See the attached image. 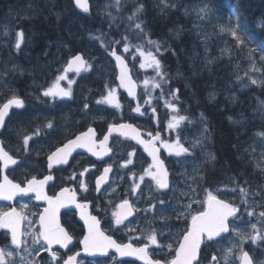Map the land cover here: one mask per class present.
Wrapping results in <instances>:
<instances>
[{
  "label": "flooded vegetation",
  "instance_id": "obj_1",
  "mask_svg": "<svg viewBox=\"0 0 264 264\" xmlns=\"http://www.w3.org/2000/svg\"><path fill=\"white\" fill-rule=\"evenodd\" d=\"M3 1L6 0H0V25L3 26L6 24L7 27H16L18 29L35 28L32 21L30 23L27 20L29 18L28 15L21 14L19 17L12 8L7 9L4 4L2 5ZM69 18L70 20L68 21ZM73 19V10L69 7L55 23L60 21L58 28H67V32L70 33V29H73L74 25ZM26 35V43L24 40L20 50L13 47V75L12 73H6L0 70V105L5 103L13 95L19 97L24 103V107L22 108H12L5 120L4 126L0 127V141L3 142L5 149L18 160V165L12 166L5 171V175L8 176L9 180L13 183L21 184V186H26V178L31 179L32 176H36L37 179H43L50 171L47 161L50 152L55 151L56 147L62 146L68 139H75L80 133L87 132L89 127H92L95 132V136L93 137L96 141L95 150L97 152H103V146L100 144V141L108 134L109 124H131L138 129L143 139L150 138L146 135L149 132L153 135L159 134L160 141L156 145L159 149L160 159L163 161L169 173L170 189L157 191L155 184L146 177L145 182L141 184L143 191L138 190L137 194L133 195L131 192V185L133 184V178H130L131 174L136 173L137 176L135 179L136 182H139V174L151 164V161L147 158L148 156L145 150L135 140L127 139L120 135H111L107 142V147L111 148V151L106 155L98 158L84 148H77L69 156L68 164L53 166L51 173L54 178L44 186L43 193L48 196H53L59 194L62 188L75 190L77 192V202L86 205L83 209L85 215L96 216L100 220L101 230L106 235H110L118 243H131L133 247H142L148 244L146 238L139 239V237L145 236L153 227H164L163 222L159 218L161 213L156 212L155 209L148 212L144 211L151 204H156L157 208L162 207L159 204L161 197L169 202L168 211L164 213L172 217L168 223L177 225L178 230L180 232L183 231L185 222L183 220L177 221L172 209L179 207L181 204L188 203V198L182 194L190 191L188 185H192L197 189L199 193L197 198L200 200L206 198V191H211L218 198L240 205L243 213L239 214L240 219L235 221V223L239 226L241 232L255 234L251 227V224L255 223L257 228L261 230L260 234L264 235V222H261L260 217L258 215L249 217L244 212V205L235 199V185L244 188L247 187L249 190L250 183L234 181L231 179V176L227 178L221 177L219 182H211V179H216L218 173L216 159H210L213 155L215 157L216 152L212 148V144L208 146V144L202 143L198 135V131L200 130V127H198V119L202 118V121L207 120L206 123H208V119L200 117L196 118L193 122V119L188 120L187 117L176 128L169 129L168 124L173 118L170 113L163 112L160 107L156 108L159 105L153 100L152 94L150 104H145L144 101L149 99V97L145 95V91H148V89L146 90L144 85L140 88L138 104L141 112L144 114L133 111L136 108L134 104L126 101L125 95L120 93L117 96V102L120 103L121 107L115 111L117 116L108 114L109 117H107V114L98 111V109L104 110L103 107L106 105V102L97 103L98 100L106 97L104 80L100 75L88 76L86 72L67 73V78L60 81V86L65 89L68 88V80L71 79L73 81L71 84L72 95L70 98L58 97L53 100L52 98L44 97L41 94L42 90L50 86L58 75L64 74L62 71L59 74V68L63 69V66L66 67V62L73 54L65 53L64 60L54 64L43 60L44 68L42 67L41 70H37V68L25 62L22 58L27 53H31L30 49L31 51L33 49L35 50V45L31 43L33 40L29 39L28 32ZM34 37L37 40L35 34ZM0 42H9L12 44V40L6 38H0ZM82 54L84 53L82 52ZM0 56L3 55L0 54ZM3 67L4 63L1 62L0 69ZM134 74L138 79V73L135 72ZM85 103L89 105L87 110L84 108ZM153 108L156 109L155 113H153ZM201 112L199 110L195 114H202ZM49 121L53 123L52 128L46 127ZM37 127L41 129V132L30 141L32 150L26 153L23 149L22 137L26 133L34 132ZM189 130L192 131L191 134ZM208 134L211 135V133L207 132L206 135ZM177 139H179L184 147H191V155L183 154L179 157L174 154L169 155L168 149L161 146V142H167L169 145L175 147ZM189 139L191 140L190 142L188 141ZM197 141L198 143H196ZM194 144L195 146L193 147ZM133 149H135V155L132 157L133 164L128 165L127 168L122 167L121 165L129 159L128 152ZM251 160L250 154L247 157V162ZM204 164H211L215 169L209 171L207 166H203ZM108 165L112 166V171L108 174L109 179L107 183L101 186V191L97 192L95 191L96 178L103 173L104 168ZM84 168L89 169L83 177L91 189L87 193L79 190V179H67L73 172L79 173ZM0 182H2V174H0ZM148 185H151V190ZM217 185H222L218 188L220 191H217V189L215 191L213 190ZM124 199H128L133 208L132 214L124 222L132 231H129L124 226H121L119 229L113 226L114 218L112 212L126 211L116 208V205ZM23 205H27V207L24 208L22 207ZM44 207H47L46 202L37 200L35 193L15 196L12 200H7V202L0 201V211H9L15 208L22 215L27 216L28 219L21 223V231L29 229L28 220L36 221V223L31 225V231L38 230V213L42 212ZM199 207L200 205L193 204V208ZM249 208H252L250 204ZM57 215L61 225L73 237L68 248H60L59 245H53V249L58 250V253L66 254L65 259L67 255H74L79 252L80 255L77 256V261L80 264H144L142 260L137 259L135 256L121 257L113 249H109L108 254L103 256L100 254L88 255L83 251V246L80 244V240L87 234V228L81 219V209L69 204L68 207L61 208ZM146 216L147 219H145ZM154 216L155 219H153ZM6 231V229L0 228V248L8 245V250L14 251L11 246L10 234L6 236ZM22 238L31 245V237L24 236ZM176 239L175 230L169 233L167 229L164 230V235L159 237L161 242L168 241L173 245L176 244ZM231 240L237 245L241 244L239 236L232 234ZM223 245L232 247L228 239H225L221 244L213 243L210 249L204 248L202 245L203 250L200 253L201 264H208L214 253L219 255L220 253L217 250ZM242 247L250 254L253 264H264V240H258L257 243L253 244L249 239L243 243ZM234 252L235 255L231 257V264H240V261L236 259V255H239V249H234ZM148 253L152 258H163L160 255L161 250L156 246L150 245ZM163 253L165 256L174 255V253H169L167 248L163 250ZM40 255L46 261L51 260L47 252H41ZM16 259L18 260L19 258L16 257ZM221 264H224L223 260H221Z\"/></svg>",
  "mask_w": 264,
  "mask_h": 264
},
{
  "label": "snow or ice",
  "instance_id": "obj_2",
  "mask_svg": "<svg viewBox=\"0 0 264 264\" xmlns=\"http://www.w3.org/2000/svg\"><path fill=\"white\" fill-rule=\"evenodd\" d=\"M75 5L81 9L83 12L89 11V5L87 0H73ZM161 3L164 4V7H175L174 4L170 5L169 0H161ZM121 0H114V6L117 10H120ZM213 7H209L205 4L202 7L194 9L197 13L199 19H207L214 10ZM143 5H140L134 9L131 15L128 16L129 21H134L137 17V13L141 12ZM115 19V17H113ZM228 24H219L218 30L220 33L228 34L235 41L236 47L243 48L248 47L249 49V58L252 59V54L257 50L260 52V59L264 61V43L260 44L258 49L257 47H252L256 42V37L249 33L246 29L243 28V25L237 23L232 24V16L228 17ZM135 29H142V22H136L134 25ZM264 27V25H262ZM4 35H9V30L7 26L4 29ZM23 32L18 31L16 33V42L14 47L17 50L21 49V43L23 41ZM95 39H100V37H95ZM123 41V52H128L130 45L127 43L128 36L125 35L122 37ZM121 40L114 41L115 45H120ZM150 45H154L157 52L160 51V44L156 41L149 40ZM101 47L105 48V51L109 53L117 61V66L120 67L121 71L117 77L119 80V87H123L127 90L129 96L136 98V93L134 92L135 85L131 77L128 75L125 64V59L122 58V55L118 54L120 51L117 47H110L109 45L104 44L101 41ZM137 50L139 55L142 57L140 62V68H154L155 77L146 79L144 81L145 89L147 90L149 86L151 89L163 88V83L165 81V74L161 70V62L151 51H145L142 48V45H137ZM75 65V71L79 73L81 69L88 71L92 66L83 58L81 54H76L71 57L67 66L64 68L63 73L56 77L55 81L42 90V95L44 97H49L55 100L56 98L71 97V84L73 81L68 80V88L65 89L60 86V81L65 80L67 72L73 70ZM251 70L260 71L253 62L251 64ZM247 75V73H246ZM159 77V80L156 79ZM251 84H260L264 83V80H257L251 76L248 77ZM238 79H240L238 77ZM108 88V95L102 100H98L97 103L107 102L109 105L114 106L119 109L121 107L120 103L116 100V90L114 88ZM146 96L149 99H146L145 104H150L151 93L146 91ZM169 95L172 99H177L176 92L170 91ZM165 106L176 111V107L170 101L165 102ZM12 107L22 108L24 107L23 101L13 95L11 98L7 99L5 103L0 105V127H3L5 124V117L9 114V109ZM261 107L264 108V102L261 103ZM84 108L87 110L89 105L85 103ZM153 113L156 112V109L153 108ZM133 111L141 113V108L138 105ZM203 115V114H202ZM185 116L174 117L171 122L168 124L169 129L176 128L180 122L186 120ZM48 128L53 127V123L49 121L46 125ZM128 130V131H125ZM41 132L39 127L36 128L34 132L26 133L22 137L23 149L26 153L31 152L30 141L33 140L35 136H38ZM113 132L119 133L120 136L127 139L135 140L137 144H140L144 147V150L152 158V163L148 165L147 168H144L142 173L139 174L138 180L136 182L135 177L136 173H132L130 178H133V184L131 185V192L133 195L137 194V191L141 192V184L145 182V178H149L155 184L157 191L170 189V180L169 173L164 166L162 160H160L157 155L159 149L156 147V143L160 141V136L157 133L153 135L152 133H146L149 139H142L141 133L137 131L131 124H118L113 125L109 124L108 135L104 136V139L100 141V144L103 146V152H97L95 150L96 141L93 139L95 132L92 127H89L87 132H82L75 137V139H68L66 143L62 146L55 148V151H51L47 157L49 174L45 175L43 179H37L36 176H32L31 179L26 178V186H21L19 183H13L8 179L7 175L3 176V182H0V200H12L16 195H27L28 193H35L37 200H43L46 202L47 207L43 208L42 212L38 213L39 216V228L37 231H31V225L36 223V221L28 220L29 229L21 231L22 221L28 219L26 215H22L15 208H12L9 211H0V228L6 229L5 235L10 234L11 246L14 251L8 250V245L4 248H0V264H80L77 261V256L80 255L77 252L74 255H67L58 253V250L53 249V245H59L60 248H68V245L72 242V235L61 225L60 220L58 219V212L61 208L68 207L69 204L74 205L76 208L81 209V219L84 221V224L87 228V234L83 236V239L80 240V244L83 246V251L88 255H107L109 249H113L121 257L125 256H135L137 259L142 260L144 264H201L200 253L202 252V245L204 248H211L212 244H221L225 239H228L232 244V247H227L223 245L217 251L219 255L213 254L211 256L208 264H221L223 260L224 264H231V257L235 255L234 249H239V255H236V259L240 261V264H253V260L250 257V254L245 251L242 247L243 243L247 240H251L253 244L257 243L258 240H264V235H261V230L257 228L255 223L251 224L252 229L255 234H245L242 233L239 229V226L235 221L240 219V205H237L231 201H225L224 199L218 198L216 194L211 191H206V198L200 200L197 197L199 193L197 189L192 185H188L190 189L189 192L182 193L188 198L187 204H181L179 207L173 208L172 211L175 213V218L177 221L183 220L184 229L182 232L178 230L177 225H172L168 223L172 219L170 215H165L167 213L169 202L163 199H159V204L162 206L160 208L156 207V204H151L145 209V212L153 211L161 213L160 220L163 222L164 227L158 228L153 227L150 232L145 236L139 237V239H147L148 244H145L142 247H133L131 243H118L116 240L112 239L110 235H106L101 230L100 220L96 216L85 215L83 209L86 205L78 203L76 200L77 192L69 188H62L59 194L48 196L43 193L44 186L51 180H53V175L51 169L54 165L59 164H68V158L71 156L72 152L76 148H84L90 152L93 156L98 158L102 155H106L111 148L107 147V142L109 137ZM129 132L132 133L129 135ZM256 135L264 140V132H257ZM198 143V141L196 142ZM161 146L165 149H168L169 155H176L177 157L188 154L191 155L190 149L184 147L179 139L175 143V147L169 145L167 142H161ZM195 144L193 145V147ZM255 151V149H253ZM135 155V149L128 152L127 161H125L121 166L127 168L128 165L133 164L132 157ZM262 156H264V151H262ZM211 160H214L215 157L211 156ZM9 165H18V160L13 157L3 146V142L0 141V174H2ZM257 167H261L260 164H257ZM155 169V171H153ZM89 171L88 168H84L83 171L79 173L73 172V174L67 179L77 180L79 179V190L85 193L91 191L88 183L83 179L85 173ZM112 171V166L108 165L104 168L103 173L96 178L95 181V191L100 192L101 186L108 181L109 172ZM151 190V185H148ZM241 193V204L244 205L246 214L249 217L258 215L261 222H264V193L257 192V195L262 197V201L257 205L261 210L257 213L255 208H249L250 202L247 200L249 195L248 189L240 186L239 188ZM115 191V189H113ZM217 191H220L217 189ZM235 191V189H233ZM69 194V195H66ZM151 198V197H150ZM111 203V202H110ZM255 203V202H252ZM193 204L200 205L199 208H193ZM22 207L26 208L27 205ZM117 209L126 210L125 212L113 211L112 216L113 226L116 229H119L121 226L128 228L124 222L127 220L128 216L132 214L133 208L128 199L122 200L119 204L116 205ZM230 218H232L230 220ZM147 219V216L145 217ZM155 219V216L153 217ZM167 229L169 233H172L174 230L176 232V244L173 245L168 241L161 242L159 237L164 235V230ZM129 231H132L131 228H128ZM229 234V235H225ZM234 234L239 236L241 239V244L237 245L234 241L231 240V235ZM29 236L31 237V245L27 243L22 237ZM156 246L161 250V258H152L148 253L149 246ZM167 248L169 253H174L172 256H165L163 250ZM41 252H47L48 256L51 258L50 261H46L41 257ZM16 257L19 259L17 260Z\"/></svg>",
  "mask_w": 264,
  "mask_h": 264
},
{
  "label": "trees",
  "instance_id": "obj_3",
  "mask_svg": "<svg viewBox=\"0 0 264 264\" xmlns=\"http://www.w3.org/2000/svg\"><path fill=\"white\" fill-rule=\"evenodd\" d=\"M191 1L169 0V4H174L175 7L165 8L161 4V0H124L121 10L124 15L126 12L131 14L136 7L143 5L142 11L137 13L136 17V22H142L143 32L139 29H135V32L142 37L160 42L163 46H169L168 51L161 57V64L163 63L161 67H163L168 78V83H163V85L169 86V90L167 92L163 90V94H169L170 91L176 92L178 97L175 99L176 102L188 104L190 108H188L187 113L189 114H195L199 110L205 112L208 123L203 125L206 126L207 131L212 136V148L215 149L214 151L218 157L216 167L219 174H223L222 171L225 172L219 177V180L221 177L231 176L234 181H245L253 186L257 185L258 182H261V179L252 165L247 162V157L252 151L245 146L247 137H244V135H249L250 139L253 140L257 132H264V120L256 116L257 112L260 111V100L264 101V83H260L259 86H250L249 91H245L247 88L238 89V84L234 83L236 78L242 74V68L246 65V62H255L256 66L261 69L262 80H264V61L260 59L259 50L253 53L252 59H250L247 46L243 48L236 47V43L231 36L222 33V35L217 34L218 36L210 34L208 38L204 39L206 42L204 43L205 47H203L204 54L200 55L204 58L202 60L204 64L211 65L210 69L204 70L196 66L193 67V62L188 63V58L195 55L194 49L191 53L190 49L194 43H198L197 37H199L196 30L193 32L196 39H191L188 35H193L188 33L190 29L189 21L192 20V17L184 11L183 7L190 6ZM31 2L33 1L31 0ZM44 2L45 7L37 6V9L33 8L30 13H22L23 11L18 10L22 9L20 7L17 9L12 8L17 15H28L30 23L32 21L33 26H35L34 29L30 30L38 37V42L41 43L42 47L41 50L52 46L54 43L68 42L70 37L67 29L58 28V23H55L58 21L57 18H60L68 10L66 6H69L70 3L65 1L61 7L59 6V0H44ZM208 2L211 7L216 6L213 13L216 20H211L215 29L218 26H216V22L226 25L229 23L228 17L232 16V24L239 23L243 25L244 29L257 38L256 42L251 45L252 47L258 49L259 45L264 43V27H262L264 25V0H208ZM73 16H76L75 12H73ZM83 19L86 20L81 16L73 19V22H76L75 27L73 26L74 29L86 25L81 22ZM96 20L93 19V22ZM98 25L105 27L106 24L105 22H99ZM86 26L90 27L89 25ZM87 29L91 30L92 27ZM30 30L28 29L27 32ZM117 38L119 37L117 36ZM83 39L80 41L82 44L85 42ZM137 40L136 37H128L127 43L135 51L132 52L133 55L138 52L135 49V45L137 46V43H139ZM218 41L225 44L224 49L214 45ZM77 43L73 44L75 50L78 49L76 47ZM224 50L227 52L225 53ZM205 52L207 53L205 54ZM233 61L236 64L233 63L229 66L227 62ZM216 63L219 65L225 64V67L217 69L215 67ZM225 93L228 94L225 95ZM207 96L221 100L225 98L228 104L232 102L234 105L232 114L231 111H224L206 104L205 98ZM215 101L217 103L215 102L214 105H218L219 100ZM229 115H231L230 121H227Z\"/></svg>",
  "mask_w": 264,
  "mask_h": 264
},
{
  "label": "rangeland",
  "instance_id": "obj_4",
  "mask_svg": "<svg viewBox=\"0 0 264 264\" xmlns=\"http://www.w3.org/2000/svg\"><path fill=\"white\" fill-rule=\"evenodd\" d=\"M15 2H17L18 0H14ZM33 2H31V0H27V2L28 3H26L27 5H31V6H33V7H23L22 9H18V10H21V11H23L24 13L25 12H27V13H30V10H32L33 8H35V9H37V6L38 7H41L42 6V4H43V2H44V0H32ZM3 3V2H2ZM162 4V3H161ZM190 6H184L183 7V9H184V11H186V12H188L190 15H191V17H192V20H190L189 21V24H190V29H189V32L188 33H192L193 34V32H194V28L195 27H197L196 29H197V34L199 35V37H198V39H197V41H198V43H194V45H192V47H191V49H190V53L192 52V49H194V51H195V55L194 56H192V57H189L188 58V63L190 62H193V64H194V66L193 67H199V68H203L204 70L205 69H207V68H209L210 69V67H211V65L210 66H208V65H205L204 64V62L202 63V60L204 59L203 58V56L202 55H200V54H204V49H203V47H205L204 46V43H206L205 42V40L204 39H206V37L208 38L209 36H210V34L211 35H217V34H219V35H222V33H220L219 32V30H218V28H214L213 27V24L211 23V20L212 19H215V17L213 16V13H214V10H213V13H211L210 15H209V17L207 18V19H199L198 18V16H197V13H196V11L194 10V9H196V8H199V7H202V6H204L205 4H207L209 7L211 6V4L208 2V0H192L191 2H190ZM163 6H164V4H162ZM19 6H22V5H19ZM24 8H25V10H24ZM94 9H95V12L96 13H99L101 16H102V18L103 19H107L110 23H112V24H115L118 28H125V29H127L128 27H129V25H127L126 24V22H125V20L122 18V16L115 10V9H113V8H111V7H108V6H104V5H96V6H94ZM29 10V11H28ZM113 17H115V19H113ZM208 21V22H210V24H207V23H203L204 21ZM216 20V19H215ZM44 24V23H43ZM206 25V26H205ZM208 25V26H207ZM216 25H219L217 22H216ZM5 26H6V24H4L3 26L2 25H0V27H1V29L4 31V29H5ZM45 26V25H44ZM74 26V25H73ZM189 27V26H188ZM218 27V26H217ZM8 28V27H7ZM87 28H91V27H87L86 25H84V26H82V27H76L75 28V33H72V35L71 34H69L70 35V37H69V41H72V43L74 42L75 44L77 43V42H80L82 39H83V35H84V45L83 46H81L82 45V43L80 42V43H77V45H76V47L78 48V47H80L81 48V52H83L86 56H87V58L91 61V62H93L95 65H97L99 62H100V55H99V53H98V51L95 49V48H99L100 50H103V51H105V48H103V47H101V41H103L104 42V44H106V45H109L110 47H113V46H115V47H117V48H120L121 47V45H122V43L120 44V45H115L113 42L114 41H117L118 39H114L113 40V38L110 36V33L108 32V31H102V30H97V33H94L93 35H94V38L95 37H100V39H95L93 42L94 43H96V41L98 42V43H100V46H95L93 43H91L87 38H86V34H87V32L88 31H90V29H87ZM94 29H96V28H94ZM188 29V28H187ZM200 29V30H199ZM8 30H9V32L11 31V29H9L8 28ZM200 31V32H199ZM199 32V33H198ZM77 33H80V35L79 34H77ZM190 37H191V39H196V37H195V35H194V37H193V35H191V34H188ZM218 36V35H217ZM133 37V36H132ZM202 37V38H201ZM134 38V37H133ZM148 39V38H147ZM217 39V38H216ZM218 40V39H217ZM152 41H154V40H152ZM37 43V50H41L42 49V47H41V43H39V42H36ZM73 43V44H74ZM159 44H160V50L163 48V45L160 43V42H158ZM66 43H64V45H63V43L62 44H59V43H57V49L55 48V50H53L54 51V53H53V55L50 57V58H48V62L49 63H52V64H54V63H58V62H61V61H63L64 60V55H65V53H68V54H71L72 53V50H70L68 47H67V44L65 45ZM40 45V46H39ZM50 45V44H49ZM48 45V46H49ZM63 45V46H62ZM145 46H147L149 49H151V46H152V49L154 50V51H156V49H155V46L154 45H150L149 43H148V41H146L145 42V44H144ZM214 45H216V46H219V47H221V48H223L224 49V46H225V44L223 43V42H221V41H218V42H215V44ZM213 45V46H214ZM27 46V45H26ZM73 46H75V45H73ZM9 48V47H8ZM47 47H45L44 49H46ZM63 49V50H62ZM73 49H74V47H73ZM135 49L137 50V47H136V45H135ZM62 50V51H61ZM143 50H145V49H143ZM64 51V52H63ZM146 51V50H145ZM105 52H107V51H105ZM224 52L226 53L227 51H225L224 50ZM108 53V52H107ZM207 52H205V54H206ZM2 57V61L1 62H3L5 65H4V67L3 68H1L0 70H2V69H5V72L7 71V72H9V73H11V71L12 72H14V69H13V67L14 66H10V65H6V61H5V59H4V61H3V56H1ZM206 57V56H205ZM5 58H7V57H5ZM7 60L8 61H10V58H7ZM36 60H37V62H39V65H38V67L39 66H41L42 67V65L44 66V63H43V58L40 56V57H36ZM216 62V61H215ZM43 63V64H42ZM228 64H229V66H231L233 63L232 62H227ZM246 63H248V64H252V62H246ZM202 64V65H201ZM222 65V64H221ZM221 65H219V64H217L216 63V68L217 69H220V67H221ZM103 66H104V68L107 70V71H109V69L108 68H106V66L103 64ZM38 67H35V68H37L38 69ZM206 67V68H205ZM225 67V66H224ZM31 69V68H30ZM41 69V68H40ZM39 69V70H40ZM202 69V70H203ZM106 71V72H107ZM103 72H104V70H103ZM246 73H247V75H246ZM249 76H251V77H253V78H255V79H257V80H262V75H261V72L260 71H253V70H251V65L250 66H247L246 67V69L245 70H242V75L239 77L240 79H238V78H236V82H238L239 84H241L240 85V87H242V85L244 86L243 88H249L250 86H257V85H259V84H251V82H250V80H249ZM235 84V83H234ZM212 96H210V98H211ZM260 102L262 103V102H264L263 100H260ZM261 103H260V113L259 112H257V111H255V112H257V114H256V116L257 117H259V118H262L263 120H264V108H262L261 107ZM262 111V112H261ZM189 133L191 134L192 133V131L190 130L189 131ZM256 138H257V135L253 138V141H252V139H250V137H247L246 138V144H245V146H247L248 147V149H250L251 151H252V155H260V156H262V151H264V140H261L259 137H258V141H256ZM189 142L191 141L190 139L188 140ZM251 143V144H250ZM253 149H255V151H253ZM249 163L252 165V167H253V169H254V171H256V173H257V175L261 178V180H262V182L261 183H259V184H257V185H254L255 187H258V190L259 191H263L264 192V158H262V159H259V160H251V161H249ZM257 164H260L261 165V167H257ZM194 166H196L195 164H193ZM207 164H204L203 166H206ZM197 168V167H196ZM257 169H261V171L260 172H258V170ZM225 170V169H224ZM254 189H257V188H254ZM259 208V207H258ZM260 209V208H259Z\"/></svg>",
  "mask_w": 264,
  "mask_h": 264
},
{
  "label": "bare ground",
  "instance_id": "obj_5",
  "mask_svg": "<svg viewBox=\"0 0 264 264\" xmlns=\"http://www.w3.org/2000/svg\"><path fill=\"white\" fill-rule=\"evenodd\" d=\"M47 2V1H46ZM24 3H27V0H18L17 2H15L14 0H6V1H3V3H2V5L4 4L6 7H7V9L8 8H14V9H17V8H23V7H33V6H31V5H27V4H24ZM44 3L45 2H43V4H42V6H41V8L42 7H45V5H44ZM19 5H22V6H19ZM50 6V5H49ZM55 6V5H54ZM216 7V6H215ZM3 8V7H2ZM47 8H48V6H47ZM46 9V8H45ZM49 9H51L50 7H49ZM54 9H56V8H54ZM58 9V8H57ZM13 10V9H12ZM72 10V9H71ZM4 11V10H3ZM64 11V10H63ZM42 12V11H41ZM40 12V13H41ZM60 13V12H59ZM62 13V12H61ZM2 14V13H1ZM20 14V13H19ZM42 14V13H41ZM45 14V13H44ZM58 15V14H57ZM66 16V15H65ZM56 17V16H55ZM57 19H59V18H57ZM64 19V18H63ZM70 20V18L68 19V21ZM29 21V20H28ZM20 22H22V21H20ZM47 22V21H46ZM54 22V21H53ZM60 22V21H59ZM58 22V23H59ZM203 23H207V24H210V22H208V21H204ZM41 24H43V23H41ZM50 24V23H49ZM28 26V25H27ZM206 26V25H205ZM208 26V25H207ZM217 26V25H216ZM43 27H45L44 25H43ZM48 27V26H47ZM50 27V26H49ZM70 27V26H69ZM197 27H195L193 30L195 31H197V29H196ZM216 28H218V27H216ZM28 29L30 30L31 29V27L29 28L28 27ZM67 29V28H66ZM71 30V29H70ZM97 30L98 29H96V30H93L92 32H93V34L94 33H97ZM200 30V29H199ZM73 32L72 33H75V29H73L72 30ZM200 32V31H199ZM198 32V33H199ZM42 34V33H41ZM45 34V33H44ZM69 34V33H68ZM77 34H79L80 35V33H77ZM28 35H29V39H32L33 41H31V43L33 44V45H35V50L33 49V51H31V49H30V52L31 53H25L26 55L25 56H23L22 58H23V60L25 61V62H27V63H30L32 66H34V67H38V65H39V62H37V60H36V57L38 56V57H42L44 60H48V58H50L52 55H53V53H54V51L53 50H55V48L57 49V43H54L52 46H49V47H47L46 49H44V50H37V43L36 42H38L39 40L37 39L36 40V38L34 37V33L30 30L29 32H28ZM38 35V34H37ZM49 35V34H48ZM40 37V36H39ZM55 37V36H54ZM63 37V36H62ZM38 38V37H37ZM41 38V37H40ZM48 38V37H47ZM58 38H60V37H58ZM172 38V37H171ZM198 38V37H197ZM202 38V37H201ZM2 39V38H1ZM53 39V38H52ZM51 39V40H52ZM84 40V39H83ZM49 41V40H48ZM51 42V41H50ZM54 42V41H53ZM58 42V41H57ZM66 44H67V47L70 49V50H72V53L71 54H74V53H82L81 52V46H83L84 44H82L80 47H78V49L77 50H75V49H73V44H72V41L71 42H65ZM31 44V45H32ZM65 44V45H66ZM63 45H64V43H63ZM62 45V46H63ZM28 47V46H27ZM113 47H115V46H113ZM173 48V47H172ZM63 50V49H62ZM61 50V51H62ZM39 51H41V52H39ZM43 51H45V52H43ZM64 52V51H63ZM13 54H14V49H13V46L11 45L9 48H7V51L5 52V54L3 55V61H4V59H5V63H6V65H10V66H13ZM5 57H7V58H10V61H8L7 60V58H5ZM20 60V59H19ZM18 60V61H19ZM1 61H2V57L0 56V63H1ZM205 61V60H204ZM203 63V62H202ZM225 63V62H224ZM232 63H235L234 61L232 62ZM20 64H21V62H20ZM43 64V63H42ZM227 64V63H226ZM236 64V63H235ZM5 65V64H4ZM17 65V64H16ZM205 65H207V64H205ZM251 64H248V63H246V65L242 68V70H245L246 69V67L247 66H250ZM18 66H20V65H18ZM31 66V67H32ZM46 66V65H45ZM209 66V65H208ZM225 66V64H222L221 65V67H220V69H222L223 67ZM42 67H43V65H42ZM41 66H39L38 67V69L37 70H39L40 68H42ZM20 68V67H19ZM18 68V69H19ZM44 68V67H43ZM17 69V68H16ZM23 69V68H22ZM27 69V68H26ZM30 69V68H29ZM41 70V69H40ZM234 70V69H233ZM232 70V71H233ZM1 71H3V72H5V69H2ZM231 71V72H232ZM19 72H21V71H19ZM26 72V71H25ZM32 72V71H31ZM261 72V71H260ZM6 73H9V72H7L6 71ZM11 73H12V75H13V72L11 71ZM33 74H34V72H32ZM36 74V73H35ZM22 75V74H21ZM24 75H25V73H24ZM12 78V77H11ZM3 79V78H2ZM19 79V78H18ZM235 79V78H234ZM16 81V80H15ZM14 81V82H15ZM17 82V81H16ZM20 82V81H19ZM218 82V81H217ZM235 84H239L238 82H236L235 81ZM19 85V84H18ZM22 85H24V84H22ZM241 85V84H240ZM260 85V84H259ZM259 85H257V86H259ZM10 86H12V85H10ZM21 87V86H20ZM22 88V87H21ZM221 90V89H220ZM229 90V89H228ZM222 91V90H221ZM245 91H249V88H247ZM220 93V92H219ZM2 94H4V93H2ZM226 94H228V93H225V95ZM231 94H233V93H231ZM215 96V95H214ZM223 97V96H222ZM228 99H230V98H228ZM215 100H219L218 101V105H214L215 104ZM233 100V99H232ZM203 101V100H202ZM205 103L206 104H208V105H210L211 107H216L217 109H223L224 111H231V114H232V112H233V110H234V107H233V104H232V102L230 103V104H228V102L225 100V98H222V100L221 99H215L214 97L213 98H210V96H207V98H205ZM204 103V104H205ZM217 103V102H216ZM199 104V103H198ZM235 104V103H234ZM193 105V104H192ZM200 107V106H199ZM203 112V111H202ZM230 116L231 115H229V116H227V121H230ZM201 130H202V132H204V133H207L208 131H207V128H206V126L205 125H201ZM190 131V130H189ZM214 134V133H213ZM215 135V134H214ZM244 137H250L249 135H244ZM251 138V137H250ZM253 141V140H252ZM251 144V143H250ZM211 147V146H210ZM211 149V148H210ZM215 150V149H214ZM212 153V152H211ZM214 156V155H213ZM215 159H216V161L218 162V157H217V155H216V153H215ZM212 164V163H211ZM211 164H207L206 166H207V168H208V170L210 171L211 169L212 170H214L215 168H214V166L213 165H211ZM227 169V168H226ZM223 172V174L225 173L224 171H222ZM223 174H219V173H217V177H216V179H211V182L213 181V182H219V177L221 176V175H223ZM204 176V175H203ZM261 179V178H260ZM261 182H262V180H261ZM261 182H258V184L259 183H261ZM203 185V184H202Z\"/></svg>",
  "mask_w": 264,
  "mask_h": 264
},
{
  "label": "water",
  "instance_id": "obj_6",
  "mask_svg": "<svg viewBox=\"0 0 264 264\" xmlns=\"http://www.w3.org/2000/svg\"><path fill=\"white\" fill-rule=\"evenodd\" d=\"M87 2H88V0H87ZM75 4V3H74ZM89 5V4H88ZM75 7L82 13V14H85V15H89V11L88 12H83L81 9H79L76 5H75ZM112 60L114 61V63H115V66H116V69H117V71H118V76H119V74H120V71H121V69H120V67H118L117 66V61L114 59V57H112ZM125 64H126V62H125ZM127 65V64H126ZM73 69H75V65L73 66ZM126 71H127V73H128V75L131 77V75H130V70H129V68H128V66H127V68H126ZM132 79V78H131ZM117 80H118V78H117ZM118 83H120L119 82V80H118ZM133 84H134V82H133ZM135 85V84H134ZM123 88V87H122ZM124 90H126L125 88H124ZM126 92H127V90H126ZM134 92L136 93V86L134 87ZM128 93V92H127ZM131 97V96H130ZM131 98H133V97H131Z\"/></svg>",
  "mask_w": 264,
  "mask_h": 264
}]
</instances>
